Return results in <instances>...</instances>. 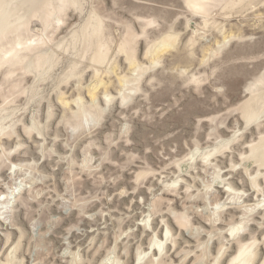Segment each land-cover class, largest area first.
<instances>
[{"label": "rangeland", "instance_id": "1", "mask_svg": "<svg viewBox=\"0 0 264 264\" xmlns=\"http://www.w3.org/2000/svg\"><path fill=\"white\" fill-rule=\"evenodd\" d=\"M0 1V264H264V0Z\"/></svg>", "mask_w": 264, "mask_h": 264}, {"label": "bare ground", "instance_id": "2", "mask_svg": "<svg viewBox=\"0 0 264 264\" xmlns=\"http://www.w3.org/2000/svg\"><path fill=\"white\" fill-rule=\"evenodd\" d=\"M209 1L210 0H191L189 2H190V5L193 6V8L198 9V10H204L207 7V4ZM2 7L4 11H2ZM5 10H7V5H4V2L0 1V31H4L5 28L7 27L6 24L4 23L5 19L8 16ZM4 209L5 207H0V211H3Z\"/></svg>", "mask_w": 264, "mask_h": 264}]
</instances>
